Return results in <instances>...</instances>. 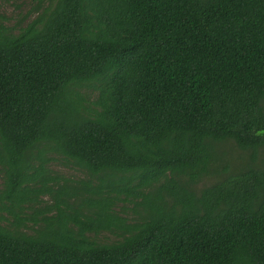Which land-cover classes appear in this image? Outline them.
<instances>
[{
	"label": "trees",
	"instance_id": "16d2710c",
	"mask_svg": "<svg viewBox=\"0 0 264 264\" xmlns=\"http://www.w3.org/2000/svg\"><path fill=\"white\" fill-rule=\"evenodd\" d=\"M28 1L0 264H264V0Z\"/></svg>",
	"mask_w": 264,
	"mask_h": 264
},
{
	"label": "rangeland",
	"instance_id": "374dc122",
	"mask_svg": "<svg viewBox=\"0 0 264 264\" xmlns=\"http://www.w3.org/2000/svg\"><path fill=\"white\" fill-rule=\"evenodd\" d=\"M28 0H0V20L6 26L16 25L19 22L23 21L28 9ZM59 170L63 175H71L72 171L61 168H54ZM79 175L78 173H74Z\"/></svg>",
	"mask_w": 264,
	"mask_h": 264
}]
</instances>
